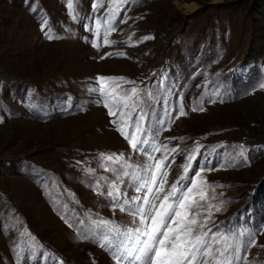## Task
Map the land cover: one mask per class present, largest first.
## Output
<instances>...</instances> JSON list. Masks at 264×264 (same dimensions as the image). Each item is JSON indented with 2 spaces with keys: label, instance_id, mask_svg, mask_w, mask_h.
Listing matches in <instances>:
<instances>
[{
  "label": "rangeland",
  "instance_id": "rangeland-1",
  "mask_svg": "<svg viewBox=\"0 0 264 264\" xmlns=\"http://www.w3.org/2000/svg\"><path fill=\"white\" fill-rule=\"evenodd\" d=\"M73 8L75 19L66 0H0V264H114L78 236L85 225L61 218L132 221L91 187L115 179L102 153L146 162L88 91L98 76L123 78L117 91L151 93L141 91L153 121L184 108L155 137L179 149L165 190L199 146L189 174L215 169L202 178L219 186L201 201V219L213 205L207 227L251 232L255 246L241 254L264 264V0H73ZM106 18L112 44L96 35Z\"/></svg>",
  "mask_w": 264,
  "mask_h": 264
},
{
  "label": "snow or ice",
  "instance_id": "snow-or-ice-1",
  "mask_svg": "<svg viewBox=\"0 0 264 264\" xmlns=\"http://www.w3.org/2000/svg\"><path fill=\"white\" fill-rule=\"evenodd\" d=\"M128 2L129 0H121L123 4ZM66 3L69 15L75 19L73 0H66ZM99 6L94 5L95 8ZM46 23L47 21L44 22ZM112 23L106 18L103 32L100 27L96 30L97 39L102 37L105 44L115 43L107 39L108 34L115 31ZM87 30L92 31L90 27ZM48 38L54 37L48 35ZM91 43L93 47H99L97 40ZM96 80L98 87L88 91L101 97L109 116H117L111 123L116 125V130L133 152L146 156V162L143 165L130 163L131 157L125 159L123 153H102L103 162L100 166L105 171L112 172L115 179L100 177L91 186L97 195L109 199L110 207L131 216L130 225H118L104 218L93 219L91 215L87 224L84 220L73 223L62 215L65 223L69 227L85 225L78 230V236L96 243L109 254L114 264H247V256L241 253H246L250 246H255L253 234L247 230L239 234H233L231 229L223 232L219 230V226L217 231H213L207 227L213 205H208L207 215L202 219L201 211H197L202 209L201 201L206 199L208 189L219 187L202 178L203 171L215 169L201 167L194 175L189 174L194 171L193 162L196 161L199 146L188 154L186 163L182 166L183 174L165 190L167 170L171 167L170 157L178 153L179 149H168L167 142L158 143L155 137L167 130L166 125H170L172 120L184 115V108L181 106L176 116L166 111L165 117L171 119L155 116L153 121L151 118L154 113L150 106L146 109L141 91H145L146 96L151 93L137 87L117 91L120 88L117 81L123 82V78L98 76ZM260 87L264 88V83ZM196 110L193 108V111ZM199 110L203 111V108ZM158 152L166 154L157 157ZM240 155H244L243 149ZM86 172L92 173L94 169H86ZM101 181L105 183L102 184ZM126 188H131L136 195L129 196L124 190ZM222 204L223 202L214 206L216 212L221 211Z\"/></svg>",
  "mask_w": 264,
  "mask_h": 264
}]
</instances>
